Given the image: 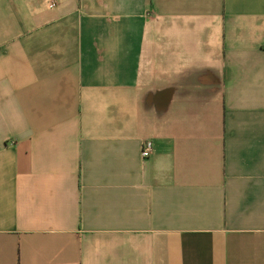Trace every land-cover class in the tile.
<instances>
[{
	"label": "crops",
	"instance_id": "crops-1",
	"mask_svg": "<svg viewBox=\"0 0 264 264\" xmlns=\"http://www.w3.org/2000/svg\"><path fill=\"white\" fill-rule=\"evenodd\" d=\"M0 264H264V0H0Z\"/></svg>",
	"mask_w": 264,
	"mask_h": 264
},
{
	"label": "built area",
	"instance_id": "built-area-1",
	"mask_svg": "<svg viewBox=\"0 0 264 264\" xmlns=\"http://www.w3.org/2000/svg\"><path fill=\"white\" fill-rule=\"evenodd\" d=\"M54 5H55L54 2L50 3V7H53ZM152 150H153L152 142L150 140L144 141L143 148H142V156L144 158H147L151 154Z\"/></svg>",
	"mask_w": 264,
	"mask_h": 264
}]
</instances>
